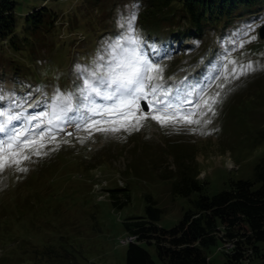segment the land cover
Here are the masks:
<instances>
[{
  "label": "rangeland",
  "instance_id": "rangeland-1",
  "mask_svg": "<svg viewBox=\"0 0 264 264\" xmlns=\"http://www.w3.org/2000/svg\"><path fill=\"white\" fill-rule=\"evenodd\" d=\"M12 1L17 48L0 41V111L20 116L12 127L46 110L57 90L77 92L83 80L77 68L92 67L102 46L123 31L120 24L133 3L144 51L163 67L171 99L197 101V94L186 95L193 87L221 95L215 115L207 113L199 124L161 127L148 119L139 130L93 131L87 138L85 131L65 126L40 149L41 155L29 153L21 164L26 171L15 165L0 171V264H124L125 245L117 241L126 235L122 220L143 213L144 194L160 208L157 225L164 229L192 207L197 191L188 196L171 191L182 163L206 182L202 192L207 195L226 188L229 179L252 177L254 163L264 154V37L257 34L264 23V0L237 5L233 12L238 16L228 23L222 24L223 16L210 19L191 40L179 33L185 20L176 21L170 12L176 3L167 10L157 7L158 0ZM42 5L56 19L50 27L31 30L23 16ZM226 58L251 61L255 70L225 82ZM114 187L128 190L126 202L122 191L117 193L120 207L110 203L108 189ZM144 248L155 264H166L153 245ZM244 255L238 264H264L249 250ZM207 259L221 264L223 253L213 250Z\"/></svg>",
  "mask_w": 264,
  "mask_h": 264
},
{
  "label": "snow or ice",
  "instance_id": "snow-or-ice-1",
  "mask_svg": "<svg viewBox=\"0 0 264 264\" xmlns=\"http://www.w3.org/2000/svg\"><path fill=\"white\" fill-rule=\"evenodd\" d=\"M135 7L133 3L127 19L120 24L123 31L102 46L92 67L77 68L83 80L75 94L57 90L49 98L46 110L27 117L25 125L19 127L11 126L13 120L20 119L19 115L0 111V134H4L0 138V171L13 165L18 171H26L21 164L31 158L29 153L41 155L40 149L46 142L55 140L58 133L64 132L65 126L85 131L87 136L84 138H87L93 131L139 130L148 119L166 127L199 124L207 113L215 115L214 105L219 102V91L208 95L207 89L193 87L186 95L197 94V101L179 97L175 101L171 99L172 90L163 84V67L153 62L144 51L135 27ZM254 70L251 61L238 64L226 58L222 75L228 82ZM215 79L218 81L220 77ZM216 86L224 88L223 83ZM97 99L103 102H97ZM204 123L210 121L204 120ZM66 134L71 136L73 133Z\"/></svg>",
  "mask_w": 264,
  "mask_h": 264
},
{
  "label": "trees",
  "instance_id": "trees-1",
  "mask_svg": "<svg viewBox=\"0 0 264 264\" xmlns=\"http://www.w3.org/2000/svg\"><path fill=\"white\" fill-rule=\"evenodd\" d=\"M253 1L158 0L157 7L159 5V9L168 10L176 3L177 8L170 12L176 14V21L185 20V27L179 33L191 40L192 36L200 35L211 24L210 19L223 16L222 24L228 23L238 16L233 12L234 7L239 5L244 8V4L251 5ZM13 8L12 0H0V41L4 40L16 49L18 36L15 34ZM55 19L56 13L43 5L34 7L23 16L24 24L31 30L45 24L50 27ZM171 29L166 31L168 39ZM190 29H193L192 32H189ZM181 165L178 179L171 184V191L173 195L181 196L197 191V195L190 200L192 207L182 212L176 224L164 229L157 225L160 208L148 193L144 194L146 203L143 213L122 220L124 232L135 235L136 240L141 241L125 245L124 264H155L144 248L145 244L153 245L155 255L166 264H215L207 256L213 250L218 251L216 248L223 241L231 244L234 252L223 253L221 264H238L248 250L264 259V154L254 163L251 178L229 179L226 188L211 195L202 192L206 182L195 178L192 166ZM118 191H122L125 197L123 202L128 201L129 194L125 187L108 189L111 205L120 207L123 202H116Z\"/></svg>",
  "mask_w": 264,
  "mask_h": 264
},
{
  "label": "built area",
  "instance_id": "built-area-1",
  "mask_svg": "<svg viewBox=\"0 0 264 264\" xmlns=\"http://www.w3.org/2000/svg\"><path fill=\"white\" fill-rule=\"evenodd\" d=\"M126 241H135L134 240V236H130V237H123V238H120L119 240H118V242L119 243H121V242H126ZM231 246L232 245H229V246H227V247H217L216 249L218 250V251H220L221 253H230L231 252Z\"/></svg>",
  "mask_w": 264,
  "mask_h": 264
},
{
  "label": "water",
  "instance_id": "water-1",
  "mask_svg": "<svg viewBox=\"0 0 264 264\" xmlns=\"http://www.w3.org/2000/svg\"><path fill=\"white\" fill-rule=\"evenodd\" d=\"M257 34H258V37L259 38H262L264 37V23L261 24L258 29H257ZM142 106L145 108V105H143V102H142Z\"/></svg>",
  "mask_w": 264,
  "mask_h": 264
},
{
  "label": "bare ground",
  "instance_id": "bare-ground-1",
  "mask_svg": "<svg viewBox=\"0 0 264 264\" xmlns=\"http://www.w3.org/2000/svg\"><path fill=\"white\" fill-rule=\"evenodd\" d=\"M128 236H134V235H128ZM124 237H127V236H124ZM134 240H135V236H134ZM127 242V241H126ZM129 242H132V241H129ZM120 244H125V243H120ZM229 245H231V244H229V243H225L224 244V247H227V246H229ZM232 250V249H231Z\"/></svg>",
  "mask_w": 264,
  "mask_h": 264
}]
</instances>
